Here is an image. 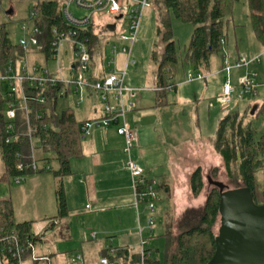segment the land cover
Segmentation results:
<instances>
[{"label":"crops","instance_id":"1","mask_svg":"<svg viewBox=\"0 0 264 264\" xmlns=\"http://www.w3.org/2000/svg\"><path fill=\"white\" fill-rule=\"evenodd\" d=\"M230 15L226 20V27L230 25L232 21L235 22L233 17L229 18ZM117 17L118 16H116V19H118ZM249 23L252 26L250 10ZM114 24L115 29L108 28V24L106 27L107 30L102 34L100 33L101 31L96 30L95 25L92 24L94 32L96 33V38L92 44V62L88 72V77L91 81L102 80L108 76L112 69H115L116 55L126 57V68L131 64L138 65L133 58V49L136 41L132 45L130 56L122 52L121 47L128 46L129 41L119 38L121 32L118 34L115 33L118 29V23ZM251 26H249L251 29L249 37L251 39L252 50L244 49L243 47L239 48L238 44H236L235 53L228 51L225 46L228 39V37H226L221 51L224 53L221 57L218 56L219 61L212 58V54L208 63H202L201 65L193 63L195 68L190 70L196 73H201L203 77L190 79L188 76V69L186 72V81L189 83H198L199 87L202 81H206L205 84L207 90L209 87V78L214 77L213 79L218 83L225 82L226 72L223 70L225 58L228 60L231 58L236 62L243 54L258 55L262 53L264 58V44L262 43V48L256 42V39L258 38L256 37L255 32H253L254 29H252ZM103 42L110 46V53L114 56L112 58H114L115 62L112 65H105V59L103 60L100 56L103 55ZM114 44L118 47L116 53L112 52V45ZM163 48L164 46L159 50L157 49V45H153L150 57L154 64V68L152 70L151 78L148 77V82L150 81L149 84L153 87L141 88L142 92H140L134 100L135 108L126 112L125 119L119 117L116 121L111 122L108 125L96 126L92 129L91 135L83 136L82 123L88 120L100 119L105 114V102L102 100V97L97 92H94L87 87L85 89L88 90L90 98H87L83 90L78 91L76 89L74 92L78 97L76 98L75 95L74 98L77 103L76 106H71L70 103H68L69 106L60 111L62 112L66 109H71L73 111L76 120L81 123L82 135L81 154L71 159V172L63 177L67 202L66 214H59L56 197L57 177H55L53 172H44L41 175H34L35 177L31 178L29 182L27 180L24 184L17 183L19 185L18 188H12L18 193H30L33 190L35 191L34 194H36L37 198L44 199V201L47 202L46 210L37 212V215L35 214V216H31L29 219H21L22 221H31V230L35 236H37L35 255L43 258L40 261H37L39 264H101L100 256H105L111 246L119 251L128 252V257H109L112 264H134L132 263V256L133 254H139L140 252V229H143L142 234L147 237L150 236V232L148 228V207L145 202H139L137 204L132 175L127 166L129 155L125 151L126 140L124 135L119 133V128L124 124L136 133V141L132 150L133 158L137 163L144 167V175L146 177L156 179L162 184V187L159 190H162L163 192L165 191L167 196L172 192L173 196L176 198L175 203L177 204V198L184 195L186 189H190L191 173L196 166L202 165L196 154H191L192 160L188 162L186 156L183 159L181 150L177 155L176 150L170 145V149L165 150L167 151L168 156L163 157L164 161L168 160V168L166 171L162 169V164L157 163L155 158L153 159V153L155 154L156 151L152 150L151 152H148V150H151L150 146L152 140H155L156 138L154 130H157V127L162 128L165 124V119L159 108L170 104L171 100L168 98V93L173 92L170 91L165 94L163 96L165 102L162 104L159 103L160 97L156 92L157 64L153 60L152 53L155 49L160 52ZM29 50H37L41 52L45 61H38L32 66H29L26 63L29 69L38 65L47 68L52 74L60 77L58 73L59 70L61 72L63 70L64 64L62 60L65 55L66 65H68L70 74L73 76L74 57L72 47L69 43H66L63 46L59 61L54 60L52 57H47L43 50H38L36 48H30ZM51 63H54V65L50 67ZM256 63L257 61L252 63L249 67L251 68ZM20 67L21 65L19 66L17 60V68L20 69ZM249 67L232 69V79L236 83L233 82L236 91L233 95L231 104L234 101H241L245 98H240L238 96L240 90L238 76L243 74L244 70L247 72L248 69H250ZM135 69L137 68H134L128 73V75H135L136 73H132ZM1 71L0 68V73ZM176 72L177 70L175 71L174 77ZM259 76L260 72L258 70L257 77ZM174 77L172 78V82L177 85L174 81ZM130 80L131 79L127 80L126 78V81L130 82ZM126 81L124 78V83ZM4 84L6 83L2 82L1 85L4 86ZM195 86H197V84H195ZM258 86L260 85L257 83V88L253 94L258 93ZM70 89L71 86L69 87L68 92L59 96V98L69 96L71 92ZM177 89L178 85L174 92H176ZM148 90H153V92H145ZM108 99V102L112 107L115 110H118L119 103L112 93L109 94ZM58 100L56 103L57 112H59ZM263 103L264 100L262 103L256 105L259 107ZM250 108H253L251 104L247 109V112ZM236 111L241 113L240 110ZM261 115L263 116L264 123V112H262ZM214 139L212 140L211 148H209L206 155H215L216 158H219L220 155L217 154L213 148ZM41 156L39 158H41ZM49 156H51V154H49ZM159 161L162 162V158H160ZM51 164H53L54 168L58 167V162L54 160L51 161ZM167 174H172V180L175 182L173 185L168 183L170 180L167 178ZM37 178H40L42 187L38 188V186H35ZM168 210L169 209L167 208L166 211ZM92 233H95V238L92 237ZM110 238L113 239L112 242L110 241ZM153 243L152 240L151 244ZM78 254L82 256V259L78 260L75 258ZM27 264H33L30 255L27 257Z\"/></svg>","mask_w":264,"mask_h":264},{"label":"trees","instance_id":"2","mask_svg":"<svg viewBox=\"0 0 264 264\" xmlns=\"http://www.w3.org/2000/svg\"><path fill=\"white\" fill-rule=\"evenodd\" d=\"M64 1L37 0L31 10L34 23L43 30L40 40L47 57H51L53 53L52 28L67 29L70 27L63 16ZM238 1L162 0L159 3L158 34L165 41V45L162 51L155 49L152 53L153 60L157 64L156 92L160 97L159 103H164L163 96L170 91H175L177 87L172 82L178 65V57L171 16L175 15L194 25L184 59L186 62L201 65L208 63L212 54L222 51L227 37L226 18L232 13ZM248 5L256 37L264 44V0H248ZM85 32L90 35L93 44L96 38L93 25L88 26ZM25 54L24 48L14 43L8 33L3 31L0 39L1 70H8L10 62H16ZM25 85L29 95L38 96L40 94V88L32 87L29 81H26ZM61 88L62 84L49 87L45 92L46 101L44 103L32 101L31 124L34 130L33 136L40 141L37 148L43 152V157L38 159L41 167L39 172H53L57 177L56 197L59 214L64 215L67 212V202L63 177L71 172V159L81 154L82 135L81 123L76 120L71 109L56 111ZM3 104L4 99L0 98V152L4 165L0 180H8L17 176L27 178V176L37 174L38 172L33 169L31 143L27 134L28 127L21 113L17 121V137L12 142H6L4 128L6 117L1 111L4 108ZM262 112H264V103L257 107L253 115H251V109L246 112V115H241L239 111L228 112L220 121L216 138L213 141V148L220 155L229 181L234 185L230 187L224 183L226 188L248 187L258 204L264 203V135H258L252 121L245 124V117L249 119L258 117ZM52 160L58 162L57 168L51 164ZM47 164H50V168H46ZM259 174L263 176V179H260ZM211 179L210 184L213 185V189L203 206L187 208L178 219L176 218V221L169 210L166 211L164 264H208L213 257L218 234L215 232V226L220 220L221 189L215 184L218 180ZM161 187L162 184L158 182L157 192ZM190 188L194 196L202 192L204 188L202 165L196 166L192 171ZM175 226L178 229L177 233L173 232ZM0 227L14 231L24 244L37 240V236L31 230V221L17 222L15 220L13 204L8 198L0 200ZM149 250L152 251L151 264H154L158 261L155 257V249L150 248ZM29 255L31 256L30 251L26 256ZM106 256L128 257V252L115 250L112 253L108 250ZM138 257L139 254H133L132 263L135 264ZM33 264L39 263L33 261Z\"/></svg>","mask_w":264,"mask_h":264},{"label":"rangeland","instance_id":"3","mask_svg":"<svg viewBox=\"0 0 264 264\" xmlns=\"http://www.w3.org/2000/svg\"><path fill=\"white\" fill-rule=\"evenodd\" d=\"M37 0H0V39L2 32L6 31L8 36L12 39L14 43H18L20 38L26 35V32L23 30V26H27L31 30L33 26V21L31 19V10L33 9ZM139 1V0H137ZM162 0H150L152 6L147 7L144 10V14L141 20L140 28L137 35V40L133 49V58L137 62L136 65H130L126 68V57H121L116 55V64L114 65L115 70L118 73H121L125 70V81L131 79L130 82L126 81L125 85L134 87V88H149L153 87L148 82V77L151 78L152 70L154 64L151 61V50L153 45H157V49H161L165 45V41L161 39L158 34L159 26V10L158 5ZM72 11L79 13L78 15H83L84 10L79 9L75 5L71 7ZM233 17L235 22H231L230 25L225 24V29L227 32V43L226 48L228 51L233 53L236 52V44L239 48L252 50L251 39L249 37V32L251 29L249 26V6L248 0H239L233 8V12L229 18ZM228 18V17H227ZM226 18V20H227ZM172 25L175 32V41L177 46V57L178 65L177 72L174 77V81L178 85L176 92L168 93V98L171 100L170 104L162 106L160 112L165 119V124L162 128L154 130L156 133L155 140H152L150 151H156L153 153V159H156V162L163 165L164 170L167 171V161H164L163 157L167 155V149H170V145L173 149L176 150L178 155L180 150L182 151L183 159L185 156L188 159V162L192 160L191 154H196L198 159H200L203 169H204V188L198 196L194 194L190 189H186L184 195L177 198V204L175 203L176 198L171 192L167 196V193L162 190H158V198L154 201L155 211L151 213L148 209V219L151 215H154L155 219V234L152 237L153 244L150 245L151 248L155 249V257L158 260L154 264H164L165 253H166V236L165 234V211L168 208L171 216L178 219L183 212L189 207H201L206 203L210 192L213 189V185L210 184L213 180H218L223 183H226L230 187L234 185L229 181V178L226 174L223 162L220 157L216 158L215 155H206L209 148H211V142L216 137L217 131L219 128L220 121L224 116L230 111L240 110L241 115H245L250 104L252 106L262 103L264 100V71H263V53L254 54V55H245L250 58H259L257 63L252 66L248 71L258 73L260 76L257 77L256 81L260 85L258 86V93H247L245 98L241 101H234L229 106L224 107L220 102V94L222 92L223 84L218 83L213 78L208 79L209 87L206 90V81L200 83H189L186 81V72L188 69H194V64L186 62L184 59L186 46L189 44L194 25L191 22L183 21L177 18L175 15L171 16ZM118 23V29L115 33H120L124 31L126 27V21L124 19H116V15H111L108 13H94L92 17V24L95 25L96 30L104 33L107 30L108 24ZM253 29V27L251 26ZM254 32V31H253ZM256 42L263 48V44L256 39ZM104 43V42H103ZM225 48V47H224ZM224 52L219 51L214 53L212 58H215L219 61V57L223 55ZM101 58L105 59V65H108L109 61H113L114 57L110 53V46L104 43V49L102 50ZM219 56V57H218ZM253 56V57H252ZM65 55L63 56V70H59L58 75L60 77H65L69 80L72 78L70 74L69 67L65 62ZM45 62L44 57L41 52L29 50L27 54L19 58V66L27 63L29 66L37 62ZM114 62V61H113ZM223 62V58H222ZM231 64H234L233 59H229ZM54 63L50 64V67ZM56 65V64H55ZM134 68L132 73L129 74ZM234 73V71H233ZM246 74L244 70L243 74L238 76L239 78ZM232 76V74H231ZM233 81V79H232ZM234 82V81H233ZM3 83H6L3 81ZM235 83V82H234ZM197 84V86H195ZM236 84V83H235ZM4 87L7 88V84H4ZM83 87L78 91L85 93L87 98H90L88 95V90ZM76 86L71 84L69 96L60 97L58 100V111L60 112L65 107H68L70 103L71 106H76V100L74 92ZM94 91V90H93ZM97 92L100 96V92ZM142 92V91H140ZM140 92L138 94H140ZM145 92H153V90H148ZM74 94V95H73ZM80 96V95H79ZM76 98L77 95H76ZM81 99V98H80ZM252 109V108H250ZM6 116V106L1 109ZM248 116V115H247ZM252 121V125L257 129L258 135L264 134V123L263 116L252 117L248 120V117H245V124ZM159 130V131H158ZM161 131V132H160ZM156 141V142H155ZM35 146H39L40 141L38 138L34 140ZM162 156H161V155ZM43 155L41 149H36V156L40 157ZM201 157V158H200ZM162 158V162L159 159ZM216 167V168H215ZM4 171V165L1 159L0 152V177ZM42 173H37L34 175H41ZM34 175L27 176V178L22 182L31 180L34 178ZM167 178L170 180L168 183L173 185L175 182L172 180V174H167ZM211 176V178H210ZM260 179H263V176L259 174ZM162 181V180H161ZM21 183V184H22ZM18 184L15 182L14 178L8 180H0V200L3 198L11 199L14 210V217L17 222H21V219H29L31 216H35L37 212H42L47 209V202L44 199L37 198L35 191L30 193H18L12 188H18ZM35 186L38 188L42 187L40 178H37ZM29 196V197H27ZM37 215V214H36ZM174 223V222H173ZM220 226V220L215 226V232L218 233ZM173 232L177 233L178 229L175 226ZM102 256H100L101 259ZM74 258V257H73ZM76 258V257H75ZM73 261V259L71 258ZM76 260V259H74Z\"/></svg>","mask_w":264,"mask_h":264},{"label":"built area","instance_id":"4","mask_svg":"<svg viewBox=\"0 0 264 264\" xmlns=\"http://www.w3.org/2000/svg\"><path fill=\"white\" fill-rule=\"evenodd\" d=\"M72 5L84 10V14L78 15V13L72 11ZM151 6L152 3L150 0H65L62 5L63 16L70 27L67 29H60L58 27L52 28L51 44L53 53L51 57L59 61L63 46L69 43L72 47L74 57V73L72 78L67 80L63 77L56 76L47 68L38 65L29 69L28 65L25 63L24 66L18 69L17 61L10 62L8 70L1 71L0 98L4 99L3 106H6V121L4 124L6 142H12L17 137V121L21 113L28 127L27 134L31 143L33 169L36 172L41 173L39 172L41 167L38 160L39 157L36 156L37 146H35L34 143L37 137L33 136L34 130L31 124L32 101L36 100L44 103L46 101L45 92L49 87L62 84V88L59 91L61 95L68 92L71 84H74L77 90L87 87L100 92L102 100L105 102V114L100 119L84 122L82 125L83 136L91 135L92 129L96 126L108 125L116 121L119 117L125 119L126 112L135 108L134 100L142 89L125 85V70L118 73L115 69H112L108 76L102 80L91 81L89 79L88 72L92 62V42L90 35L87 34L85 30L92 24L94 13H108L116 16L122 15L121 19L126 21V27L124 31L119 34V38L128 40L129 45L122 46L121 51L130 56L132 45L137 40L144 10ZM32 17L33 13L31 11V19ZM23 30L26 32V35L20 38L18 44L24 48L25 52H28L30 48L43 50L44 45L40 40L43 30L37 26L34 21L31 30H29L27 26H23ZM117 51L118 47L116 44L112 45V52L116 53ZM24 56L25 55H23V57ZM112 60L114 61V58H112ZM258 60V57L250 58L247 56H240L234 64H231L227 58L224 59L223 70L226 72V79L220 94V102L223 106L226 107L231 104L233 95L236 91L231 76L232 69L249 67ZM113 61H109L108 65L114 64L115 61ZM188 76L190 79L203 77L201 73H196L192 70H189ZM256 79L257 73L251 71H247L246 74L239 78L240 90L238 96L240 98H244L247 93H253L255 91L257 88ZM3 81L6 82L7 88L1 85ZM26 81H29L32 87L40 88V94L38 96L28 94L25 85ZM110 93L113 94L119 103L118 110H115L108 102ZM119 133L124 135L126 140L125 151L129 155L127 166L132 175L137 204L139 202H145L149 211L154 213V201L158 198L156 189L158 182L156 179L146 177L144 175V167L137 163L132 156V150L136 141V133L126 124L119 128ZM46 168H50V164H47ZM25 179L26 177L24 176H17L14 178L16 183H22ZM150 180L151 182H149ZM148 228L150 232L149 237L144 236V234H142L143 229H140V252L136 264H151L150 258L152 257V251L149 249L151 248L152 237L155 234L154 215H151L148 219ZM92 237L95 238V233H92ZM110 241L112 242L113 239L110 238ZM35 248L36 242L31 241L28 244H24L14 231L0 227V264H27L26 255L28 251H30L33 261H40L43 258L35 255ZM115 250L117 249L113 246L109 248V251L112 253ZM76 259L80 260L82 256L78 254ZM100 263L112 264L111 260L106 255L101 257Z\"/></svg>","mask_w":264,"mask_h":264},{"label":"water","instance_id":"5","mask_svg":"<svg viewBox=\"0 0 264 264\" xmlns=\"http://www.w3.org/2000/svg\"><path fill=\"white\" fill-rule=\"evenodd\" d=\"M108 28L115 29V24ZM257 107L251 109L252 115ZM215 184L221 189L220 226L208 264H264V203H256L248 187L226 188L220 181Z\"/></svg>","mask_w":264,"mask_h":264}]
</instances>
